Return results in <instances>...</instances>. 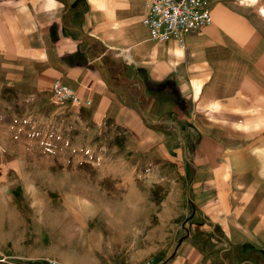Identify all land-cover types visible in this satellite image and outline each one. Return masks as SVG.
Here are the masks:
<instances>
[{
    "label": "crops",
    "instance_id": "1",
    "mask_svg": "<svg viewBox=\"0 0 264 264\" xmlns=\"http://www.w3.org/2000/svg\"><path fill=\"white\" fill-rule=\"evenodd\" d=\"M209 3L180 43L152 40L147 0H0V77L35 94L60 80L109 119L134 99L113 82L139 80L147 117L191 127L194 206L162 264H264V0Z\"/></svg>",
    "mask_w": 264,
    "mask_h": 264
},
{
    "label": "rangeland",
    "instance_id": "2",
    "mask_svg": "<svg viewBox=\"0 0 264 264\" xmlns=\"http://www.w3.org/2000/svg\"><path fill=\"white\" fill-rule=\"evenodd\" d=\"M135 81L134 85L125 78L113 82V90L126 87L134 99L128 103L126 94L119 93L124 110L117 119H109L89 106L62 103L53 93L35 94L0 77V209L5 213L0 251L14 264H55L60 236L59 229L50 226L53 215L70 233L96 229L98 212L88 199L39 177L51 174L95 180L98 166L119 158L137 174L158 170L168 178V187L178 191L171 227L142 263L154 260L162 264L173 250L194 206L191 127H182L174 110L162 111L155 120L147 117V97L142 83ZM130 143L131 151H127ZM102 183L113 189L111 178ZM166 196L161 186L151 192L157 205ZM151 219L154 225L158 223L155 215ZM127 259L120 253L114 264H127Z\"/></svg>",
    "mask_w": 264,
    "mask_h": 264
},
{
    "label": "clouds",
    "instance_id": "3",
    "mask_svg": "<svg viewBox=\"0 0 264 264\" xmlns=\"http://www.w3.org/2000/svg\"><path fill=\"white\" fill-rule=\"evenodd\" d=\"M131 143L126 146L131 151ZM118 152L119 149H116ZM98 176L93 180H80L75 176H40L39 179L54 186L74 191L88 199L97 209L94 231L83 234L70 233L67 226L61 228L55 215L50 226L59 229L60 245L54 256L55 264H114L120 253L127 256V264H142L144 259L163 242L178 198V191L168 187V178L158 170L150 169L137 174L126 160H111L98 166ZM105 178H111L113 189L103 186ZM122 180L123 183L118 181ZM164 187L167 196L159 205L151 198L152 190ZM155 215L158 223H152ZM5 213L0 209V226Z\"/></svg>",
    "mask_w": 264,
    "mask_h": 264
},
{
    "label": "built area",
    "instance_id": "4",
    "mask_svg": "<svg viewBox=\"0 0 264 264\" xmlns=\"http://www.w3.org/2000/svg\"><path fill=\"white\" fill-rule=\"evenodd\" d=\"M148 12L144 19L154 41L175 39L182 43L191 33L203 31L212 21L209 0H147ZM54 94L62 103L82 104L79 96L60 80L54 85ZM90 103V101L88 102ZM0 264H14L0 251ZM142 264H161L148 260Z\"/></svg>",
    "mask_w": 264,
    "mask_h": 264
}]
</instances>
